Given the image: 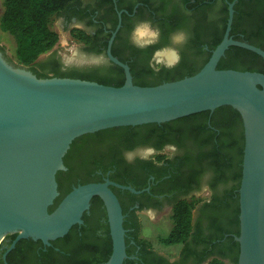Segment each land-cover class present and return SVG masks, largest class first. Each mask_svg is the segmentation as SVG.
Masks as SVG:
<instances>
[{"label": "water", "instance_id": "water-1", "mask_svg": "<svg viewBox=\"0 0 264 264\" xmlns=\"http://www.w3.org/2000/svg\"><path fill=\"white\" fill-rule=\"evenodd\" d=\"M231 3L223 40L197 73L157 85H139L130 64L107 56L125 69L123 85L74 77H39L11 62L0 50V243L10 232L45 243L65 236L95 196L108 211L113 251L105 264H124L127 250L123 205L110 179L75 186L51 211L60 195L57 174L67 169L65 156L73 141L87 133L127 125L166 122L224 105L242 115L245 131L240 192L239 264H264V72L220 69L232 45L264 57V48L231 35ZM171 62V61H170ZM26 176H23L24 173ZM138 192L132 186H127Z\"/></svg>", "mask_w": 264, "mask_h": 264}, {"label": "flooded vegetation", "instance_id": "flooded-vegetation-1", "mask_svg": "<svg viewBox=\"0 0 264 264\" xmlns=\"http://www.w3.org/2000/svg\"><path fill=\"white\" fill-rule=\"evenodd\" d=\"M232 2L235 3V11L231 35L235 39L245 38L246 34L264 39V0H81L61 14V18L65 30L74 34L78 29H82L91 35L92 41L101 46L107 40L109 45L110 38L121 22V15L122 25L115 39L119 35L122 40L135 46L137 45L133 43L132 33L138 25L147 24L151 30L158 32L156 41L144 47L160 43L165 29L174 25L168 32L169 42H172L174 34L184 33L187 40L183 45L196 39L202 45H206L208 53L212 54L214 49L210 45L221 42L225 36ZM234 27L238 28L236 32H233ZM143 39L150 40L151 35H146ZM80 42L85 48V42ZM0 50L7 57L1 45ZM159 50L160 48L152 54L151 63L155 64L158 61L156 53ZM98 54L102 60H110L107 50ZM179 56V62H181L183 53ZM196 57L197 55L189 62L193 63ZM53 58L63 68L69 67L58 50L51 51L45 62ZM169 62L167 58L163 61V63ZM213 112L211 111L210 115ZM211 122L209 118L207 125ZM136 131L130 128L129 134L127 131L118 129L92 132L89 138L80 144L83 149L81 155L86 158L87 165L76 167L72 172L68 167L58 172L57 176L59 173L63 174V178L59 179L60 195L58 197L64 192L61 189V181L67 184L70 191L81 184L108 179L126 186L111 185L123 205L125 227L126 222L130 225L126 227L127 250L132 251L129 264H144L143 262L146 264H214L215 258H222L227 264H239L241 249L236 238L235 241L221 246L210 243L212 241L208 238L205 239L211 234L208 216L213 212L207 203H211L215 195L219 193L217 188L214 189L210 184L213 173L208 170L202 175L194 176L188 171L187 166L176 167V163L180 164L188 156H196L200 150L210 152L214 147L215 139L218 140L220 137V129L211 125L204 130L202 148L197 145L194 134L185 135L181 142L178 138L166 139L161 134H152L147 139H142L135 137ZM148 148L153 149L152 154L142 158V153ZM126 153H132L131 162L126 158ZM81 155L78 158L75 157L74 161L81 162ZM184 183H189L191 187L185 186ZM127 186L136 188L138 192ZM177 199L197 201L193 221L196 227L198 225L201 227V231L194 232L189 245L182 243L176 252L170 253L151 245L140 235L136 238L134 232L138 224L141 227V214L173 210ZM83 219L84 222L77 223L75 226L78 235L85 236L86 246L83 255L87 259L84 263L98 264L106 245V227L103 224L110 227L107 207L100 196L93 198L90 208L83 214ZM238 231L231 233L238 235ZM197 232L203 236V239L197 237ZM128 238L131 239L130 245ZM55 240L47 244L42 239L19 238V232H10L0 243V264H82L77 238L65 239L64 237L62 245H56ZM224 240L225 238L219 239L217 242L223 243ZM62 246H67V249ZM232 254L238 257V261Z\"/></svg>", "mask_w": 264, "mask_h": 264}, {"label": "trees", "instance_id": "trees-1", "mask_svg": "<svg viewBox=\"0 0 264 264\" xmlns=\"http://www.w3.org/2000/svg\"><path fill=\"white\" fill-rule=\"evenodd\" d=\"M78 1L81 0H3L4 10L0 14V24L3 30L10 32L16 38V55L19 65L28 66L39 77H74L94 80L109 85H123L126 81L125 69L111 60L105 61L102 66L63 68L53 58L42 65L41 69L34 66L36 61L43 54L50 52L60 40V33L52 25L53 18L69 10ZM173 26H168L165 29L160 43L144 48L129 44L127 41L122 40L119 35L115 39L113 53L121 60L130 64L136 84L157 85L165 81L190 76L200 71L209 60L211 52L208 53L209 51L206 45H202L201 42L194 39L184 45L183 60L180 64L173 68L159 66V71L150 67L152 54L168 42V32L173 29ZM237 30L238 28L234 27L233 32ZM74 35L80 41L85 42V49L88 51L102 52L107 50L108 40L102 46L97 45L91 40V35L82 29L75 31ZM109 37L110 34L108 35V39ZM237 39L246 40L264 48V39L258 36L246 34L245 38L237 37ZM219 43L210 45V47L215 49ZM196 55V59L193 63H190L189 61ZM218 67L220 69L232 68L264 72V57L250 49L232 46L227 56L221 59ZM210 112V110H205L162 123L151 122L107 129H118L128 132V129L134 128L137 130L135 133L137 136L135 137L147 139L149 135L161 134L166 139L174 140L178 138V141L181 142H183L185 135L194 134L199 148H202L204 145L202 133L208 126L212 125L220 129V137L217 136L218 140L215 139L214 147L210 152L200 150L196 156H188L180 164L176 163V167L183 168L187 166L188 171L192 172L194 176L197 174L202 175L208 170L212 171L213 175L210 179V184L214 189L217 188L219 193L215 195L211 203H207L213 209V212L208 216L210 219L209 227L211 234L205 239L208 238V240L212 241L210 243L221 246L236 240L235 234L231 232H237L239 230L237 234H240L241 208L239 188L243 176L245 131L242 115L233 106H220L216 108L212 115H210ZM209 118H211L212 122L210 125H207ZM90 134L87 133L76 138L67 152L65 163L71 172L76 167H85L87 165L86 158H83L81 155L83 149L80 144L89 138ZM79 155L82 157V160L80 159L81 162H78V160L74 161V158H78ZM57 178L59 182V179L61 180L63 178V174L59 173ZM230 180H232L231 185L224 186L222 189L220 188L221 184H228ZM184 185L187 187L190 186L189 183H184ZM61 189L64 191V195L62 194L56 199L55 203L50 207L51 211L57 207L64 196L70 191L67 188V184L63 181H61ZM196 204L197 201L193 199L176 200L172 213L174 224L171 232L165 238L166 242L185 243L189 245L190 238L194 232L197 230L201 231V227L199 225L196 227L193 221ZM103 225L106 227V245H104L105 248L103 249V254L98 264H105L113 251L110 227L107 224ZM126 227H130L127 222ZM134 233L136 238H138L140 235V224L136 226ZM64 237L65 239L77 238L83 260L81 263L85 264L84 261L87 259L83 255L84 247L86 246L84 244L85 236L78 235L76 226L74 225L65 236L57 238L54 243L56 245H62ZM197 237L203 239L200 233L197 234ZM224 238L225 242H217L219 239ZM130 243L131 239L128 238V244L130 245ZM237 244L240 246L239 241ZM62 247L67 249V246ZM128 253L130 256L132 255L130 249H128ZM86 256L88 255L86 254ZM232 256L238 261L237 256L233 254ZM130 261V258L126 259L124 264H129ZM143 263L146 264L145 262ZM214 264L227 263L222 258H215Z\"/></svg>", "mask_w": 264, "mask_h": 264}, {"label": "rangeland", "instance_id": "rangeland-1", "mask_svg": "<svg viewBox=\"0 0 264 264\" xmlns=\"http://www.w3.org/2000/svg\"><path fill=\"white\" fill-rule=\"evenodd\" d=\"M3 10V0H0V14H2ZM52 25L54 29L60 33V40L51 51L58 50L61 54V58L68 63L69 67H94L102 66L105 63V60H102V58L98 56L99 54L97 51L86 50L84 45L74 34L65 30L61 15H57L53 18ZM0 45L5 49L7 58L11 62L19 65L16 55V38L10 32L3 30L1 24ZM183 47L184 45H174L172 42L168 41L160 48L159 51H157L156 58L158 61L163 62L166 60V58H163L164 56L162 55V52L178 49L180 54L183 53ZM50 52L43 54L36 61L34 66H36L38 69H41L42 65L46 63L45 61L47 60V55ZM178 64H180V62L176 65ZM161 65L162 63L158 64V67ZM231 181L232 180L229 181L230 184H221L220 188H224L223 185H225V187L231 185ZM172 213V209H169L163 213L155 211L143 213L141 214L142 219L140 227V237L146 239L151 245H154L159 249L166 250L170 253L176 252L182 245V243H168L165 241V238L171 232L174 224Z\"/></svg>", "mask_w": 264, "mask_h": 264}, {"label": "clouds", "instance_id": "clouds-1", "mask_svg": "<svg viewBox=\"0 0 264 264\" xmlns=\"http://www.w3.org/2000/svg\"><path fill=\"white\" fill-rule=\"evenodd\" d=\"M151 35V39L150 40H144L143 38L146 35ZM158 38V32L157 31H152L150 29V26L147 24H141L138 25L132 33V40L133 43L136 44L138 47H144L146 46L148 43H153L156 41V39ZM187 37L185 36L184 33H177L174 34L172 37V44L174 45H183L184 43H186ZM172 54H173V61L169 62V63H163L162 61H157L155 64L150 63V67H153L154 70L159 71V67L157 66L158 64L163 63V67L166 68H173L175 67V65L177 63H179V51L178 49H172ZM153 149L148 148L146 151H144L142 153V158H147L148 155L152 154ZM126 158L131 162L132 159V153H126Z\"/></svg>", "mask_w": 264, "mask_h": 264}, {"label": "bare ground", "instance_id": "bare-ground-1", "mask_svg": "<svg viewBox=\"0 0 264 264\" xmlns=\"http://www.w3.org/2000/svg\"><path fill=\"white\" fill-rule=\"evenodd\" d=\"M162 53H163L162 55L165 56L168 60L172 61L174 59L172 51H165V52H162ZM26 175H27V173L25 172L23 174V176H26Z\"/></svg>", "mask_w": 264, "mask_h": 264}]
</instances>
